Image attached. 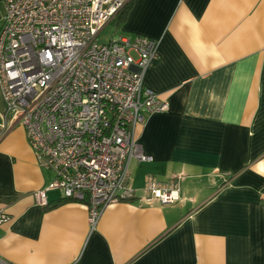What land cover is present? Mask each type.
<instances>
[{
	"label": "crops",
	"instance_id": "0c3cea01",
	"mask_svg": "<svg viewBox=\"0 0 264 264\" xmlns=\"http://www.w3.org/2000/svg\"><path fill=\"white\" fill-rule=\"evenodd\" d=\"M129 2L108 24L159 41L144 84L169 103L138 130L137 196L92 230L59 190L39 204L54 173L15 125L0 136V264H264V0ZM2 15L0 0V29ZM149 176L179 199L144 201Z\"/></svg>",
	"mask_w": 264,
	"mask_h": 264
},
{
	"label": "built area",
	"instance_id": "2783aa9c",
	"mask_svg": "<svg viewBox=\"0 0 264 264\" xmlns=\"http://www.w3.org/2000/svg\"><path fill=\"white\" fill-rule=\"evenodd\" d=\"M129 0H2L0 29V136L21 125L39 162L54 178L47 190L84 203L95 228L112 202L133 200L132 160L146 161L138 130L146 117L169 109L144 84L159 41L97 37ZM175 180L149 176L147 203L173 204ZM5 217L0 215V221Z\"/></svg>",
	"mask_w": 264,
	"mask_h": 264
},
{
	"label": "rangeland",
	"instance_id": "374dc122",
	"mask_svg": "<svg viewBox=\"0 0 264 264\" xmlns=\"http://www.w3.org/2000/svg\"><path fill=\"white\" fill-rule=\"evenodd\" d=\"M117 33V25L115 23L108 24L99 33L97 40L99 43H106L111 40L114 36H116ZM2 105L3 104L0 101V111L2 110Z\"/></svg>",
	"mask_w": 264,
	"mask_h": 264
},
{
	"label": "trees",
	"instance_id": "16d2710c",
	"mask_svg": "<svg viewBox=\"0 0 264 264\" xmlns=\"http://www.w3.org/2000/svg\"><path fill=\"white\" fill-rule=\"evenodd\" d=\"M130 5L131 3L128 2L125 7L117 14V21L120 22V21H123L129 8H130ZM64 201V199H62ZM1 215V214H0Z\"/></svg>",
	"mask_w": 264,
	"mask_h": 264
}]
</instances>
